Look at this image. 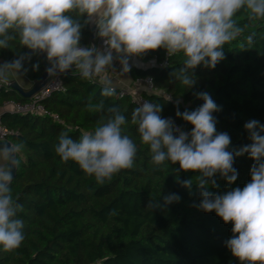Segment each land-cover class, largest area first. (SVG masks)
<instances>
[{"label": "clouds", "instance_id": "clouds-1", "mask_svg": "<svg viewBox=\"0 0 264 264\" xmlns=\"http://www.w3.org/2000/svg\"><path fill=\"white\" fill-rule=\"evenodd\" d=\"M246 15L241 23L238 14ZM75 14V18L73 16ZM85 18L84 24L79 18ZM264 21V0H0V48L17 40L28 52L0 63V84L10 77L19 79L24 66L34 55L47 60L50 77L75 70L81 79L98 80L100 95L117 94L116 82L109 73L119 63L127 72L134 58L164 49L168 57H180L182 67L171 76L187 89L197 80L198 66L215 68L225 59L224 46L238 42L240 49L255 45L256 32L248 33L251 24ZM95 26L101 41L81 46L84 25ZM34 69L39 64L33 65ZM203 101L195 110H177L176 116L192 125L185 131L172 118H162V106L145 100L131 112L140 143L148 146L150 162L155 168L168 163L179 165L173 171L196 173L194 178L177 183L190 190L196 185L205 213L215 212L225 224H232V237L226 247L241 264H264V124L257 119L244 123L249 144L232 148L227 132L217 131L220 111L209 93H194ZM91 113H105V103L91 101ZM91 131L73 139L67 131L60 134L55 152L67 163L75 162L98 184L111 181L122 170L132 169L138 152L137 143L126 132L128 120L116 106L106 109ZM23 142H0V248L6 253L18 249L25 239L24 211L12 194L13 172L19 168ZM247 154L254 161L251 181L223 194L217 175L231 185L238 178L234 168L237 157ZM175 193L163 196V204L152 198L150 209L178 203Z\"/></svg>", "mask_w": 264, "mask_h": 264}, {"label": "trees", "instance_id": "trees-1", "mask_svg": "<svg viewBox=\"0 0 264 264\" xmlns=\"http://www.w3.org/2000/svg\"><path fill=\"white\" fill-rule=\"evenodd\" d=\"M75 18V14H73ZM83 17L79 22L84 24ZM246 23V15L238 14ZM248 33L256 32L255 45L240 49L238 42L224 46L225 59L215 68L202 65L194 70L197 80L192 89L184 88L171 73L181 68L180 57H168L164 49L141 57L144 67H132V78H153L160 93L143 91L150 102L162 106V118L170 117L176 125L190 131L192 125L176 116L177 110L192 111L202 105L195 92L210 94L220 111L217 131L227 132L231 147L251 143L244 129L245 122L257 119L264 124V21L251 24ZM92 30L90 24L82 28L81 46H88ZM29 50L18 39L9 47L0 48V63L19 58ZM164 61L168 65L159 66ZM154 62V63H152ZM39 64L34 69V64ZM151 65H150V64ZM22 75L37 82L47 66L46 59L34 55L24 65ZM66 88L44 101L45 106L59 116L51 117L4 112L2 124L18 131L9 137L11 142H23L19 154L20 165L12 182V194L18 197L24 211L25 239L13 252L0 248V264H241L226 247L232 237V224H225L215 212L205 213L198 207L200 196L195 184L190 190L177 183L194 178L196 173L173 171L179 165L167 164L155 168L150 162L148 146L140 143L136 126L131 124V112L137 107L130 96L121 97L120 90L110 98L100 95L101 85L81 79L75 71L62 74ZM13 80V77H10ZM104 100L105 113H91L86 105ZM28 101L17 91L1 84L0 107L7 102ZM116 106L126 116V132L138 145L132 169L122 170L111 181L98 184L94 177L82 172L75 162H63L55 152L61 133L67 131L78 139L84 131H91L106 109ZM254 161L247 154L237 157L234 168L238 172L235 183L216 177L220 194L236 187L243 188L251 181L250 169ZM178 194L181 200L167 207H147L152 198L163 204V196Z\"/></svg>", "mask_w": 264, "mask_h": 264}, {"label": "built area", "instance_id": "built-area-1", "mask_svg": "<svg viewBox=\"0 0 264 264\" xmlns=\"http://www.w3.org/2000/svg\"><path fill=\"white\" fill-rule=\"evenodd\" d=\"M141 59V57H140ZM142 61V60H141ZM154 63V62H152ZM150 64V63H149ZM151 65V64H150ZM168 65L167 61L160 63L159 66ZM136 85L143 84V90H140L138 87H134L132 89L120 90V96H130L132 98V102L139 106V104L145 100H148L143 96V91H147L148 93H160L165 98L172 100V96L162 91H158L154 87L153 78H137L134 80ZM6 85V84H5ZM1 87V84H0ZM66 91L62 74L56 75L54 77H48L46 84L38 91L35 95L31 97L25 103H15L13 101L7 102L2 107H9L7 112L17 113V114H31L36 116H44L51 117L57 122H61L58 115L50 111L44 104V101L51 97L56 92H64ZM149 101V100H148ZM0 107V108H2ZM170 118V117H167ZM13 135H18V131L6 128L1 121L0 116V141H9V137Z\"/></svg>", "mask_w": 264, "mask_h": 264}, {"label": "crops", "instance_id": "crops-1", "mask_svg": "<svg viewBox=\"0 0 264 264\" xmlns=\"http://www.w3.org/2000/svg\"><path fill=\"white\" fill-rule=\"evenodd\" d=\"M91 30H92V36H91V40L89 44L95 43L97 46H100L101 41L99 39H97L95 37V26L90 24ZM142 59H140V57L138 58H134L131 62H130V67L129 70L127 72H124L121 69V66L119 65V63L115 64V70L110 72L109 75L110 77L116 82V88L118 90H128V89H132L134 87H138L140 90H143L144 86L143 84H139L136 85V83L134 82V79L131 76L130 73V69L134 66L136 67H144L146 66V63L141 61ZM47 61V60H46ZM16 80L24 89H29L32 87V85L34 84V82L29 81L27 78H25L22 74L21 77L19 79H16L15 77H13V80ZM94 82H98V80H93ZM9 107H2L0 108V116L4 113L8 111Z\"/></svg>", "mask_w": 264, "mask_h": 264}, {"label": "water", "instance_id": "water-1", "mask_svg": "<svg viewBox=\"0 0 264 264\" xmlns=\"http://www.w3.org/2000/svg\"><path fill=\"white\" fill-rule=\"evenodd\" d=\"M73 71L75 70L73 69V70H70L69 72H73ZM48 77L49 75L47 74L46 68H45V71L42 77L37 82H34L32 87L29 89H24L15 79L10 80V83L6 85L12 88L13 90L17 91L24 98H27L28 100H30L31 97L35 95L38 91H40V89L46 84ZM0 142H5V141H0ZM8 142H11V141H8ZM15 174H16V171L13 172V176H15Z\"/></svg>", "mask_w": 264, "mask_h": 264}]
</instances>
